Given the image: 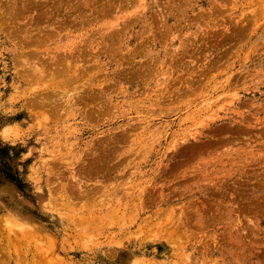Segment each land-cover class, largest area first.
Instances as JSON below:
<instances>
[{"label": "rangeland", "instance_id": "1", "mask_svg": "<svg viewBox=\"0 0 264 264\" xmlns=\"http://www.w3.org/2000/svg\"><path fill=\"white\" fill-rule=\"evenodd\" d=\"M0 264H264V0H0Z\"/></svg>", "mask_w": 264, "mask_h": 264}, {"label": "bare ground", "instance_id": "2", "mask_svg": "<svg viewBox=\"0 0 264 264\" xmlns=\"http://www.w3.org/2000/svg\"><path fill=\"white\" fill-rule=\"evenodd\" d=\"M57 103V102H56ZM59 107V106H58Z\"/></svg>", "mask_w": 264, "mask_h": 264}]
</instances>
